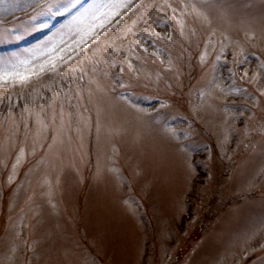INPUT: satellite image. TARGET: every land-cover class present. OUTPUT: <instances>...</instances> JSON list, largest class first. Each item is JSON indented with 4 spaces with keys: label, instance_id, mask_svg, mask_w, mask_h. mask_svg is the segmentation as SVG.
<instances>
[{
    "label": "rangeland",
    "instance_id": "374dc122",
    "mask_svg": "<svg viewBox=\"0 0 264 264\" xmlns=\"http://www.w3.org/2000/svg\"><path fill=\"white\" fill-rule=\"evenodd\" d=\"M30 2L0 0V29L13 30L10 38L0 36V61L14 55L26 56V49L35 47L66 19L55 17L49 28L26 33L23 25L31 23L32 9L13 12L16 9L5 6ZM131 2L144 7L126 11L117 25L121 31L112 29L109 32L119 48V51L110 50L116 65L107 68L103 63L95 66L84 63L83 74L77 72L70 81H45L49 87L41 90L40 97L35 101L28 97L35 112L43 106L46 122L51 119L53 107L57 112L62 107L65 114L71 113L68 127L73 146L79 144L76 128L82 126L81 118L91 117V134H84L83 163L80 153L66 145L62 170L49 167L47 161L38 164L31 155V134L26 146L22 132L9 139L11 121L20 119L25 97H20L18 102L13 97L11 114L8 100L5 98L0 103V260L10 254L11 238L17 231L23 233L21 241L26 239L29 244L32 240L40 241L37 251L43 253L41 264L44 261L86 264L89 256H94L99 264H216L222 255L226 257L225 264H249L259 255L250 250L258 246L260 238L246 241L264 211V176L258 174L264 160L258 148L254 152L252 147H245L247 140L237 148L243 138L242 132L233 134L225 146L226 153L222 154L216 136L206 131L205 125L213 132L220 130L218 125L228 118L225 102L234 114L245 106L246 98L242 93L226 95L219 88H212V95H207L211 79L209 69L220 51L221 32L240 42L237 46L224 40L228 45L224 53L229 51L230 59L220 61H227L228 69L233 68L237 73L233 78L236 81L234 87L255 91V86L247 82L248 78L241 80L240 77L244 69L252 77L259 71L257 57L264 60V42L259 37L264 0ZM184 5L189 7L185 9ZM192 5L211 18L215 36L210 35L209 26L196 15ZM173 8H176L175 14ZM133 20L135 26H132ZM127 26H132V32L125 35L122 30ZM144 29L148 31L144 32ZM193 29L195 35H192ZM252 31L256 33L255 39L251 35L245 36V32ZM150 33L160 35L150 36ZM169 34L173 38L171 42L164 39ZM16 35L21 38H14ZM135 41L143 43L148 52L138 48ZM240 47L248 58L252 57L251 61L233 66V50L237 60L243 58ZM205 49L208 55L202 64L200 56ZM153 52L158 55H151ZM169 59L171 67L167 63ZM125 61H130L135 71L129 69ZM121 67L123 73H120ZM228 69L224 73L217 72L224 88L232 83ZM117 75L122 77L123 83L133 87L121 88L116 82ZM145 84L148 86L144 87ZM168 84L172 85L171 89ZM200 90L206 93L202 101ZM172 92L176 93L175 97ZM120 93L147 109L159 122L149 117L141 119L136 109L119 98ZM3 95L4 90H0V96ZM157 96L172 104V108L160 110L162 115L154 111L160 107ZM209 103L216 107H207ZM247 103L251 105V101ZM197 104L203 108L201 123H193L189 128L184 117L191 120L192 108ZM98 109L103 174L96 178L94 123ZM254 111L259 117V109ZM250 115V112L245 113V116ZM59 122L58 115L57 124ZM30 127L34 134L35 116ZM165 127L175 129L179 142L188 148V153L178 150L177 140L164 131ZM234 127L242 130L244 123H235ZM259 140L260 134L253 132L252 143ZM21 146L26 147V156L21 159L16 176L9 184L8 177ZM208 148L211 149V160ZM186 159H190L195 168L191 176L186 173ZM46 180L51 181V189ZM250 183L254 187L249 188ZM10 204L13 205L11 211ZM176 224L180 226L176 228ZM74 241L82 243L84 248H76ZM15 255L18 260H23L32 253L21 244V250Z\"/></svg>",
    "mask_w": 264,
    "mask_h": 264
},
{
    "label": "snow or ice",
    "instance_id": "6c2138e0",
    "mask_svg": "<svg viewBox=\"0 0 264 264\" xmlns=\"http://www.w3.org/2000/svg\"><path fill=\"white\" fill-rule=\"evenodd\" d=\"M7 9L22 10V8H31L32 14L29 17L31 23L23 25L24 32H32L39 29L49 28L52 19L55 17H66L63 23L59 25L49 36L38 43L35 47L26 49V56L14 55L13 57L5 58L0 61V90H4V95L0 96V103H3L6 98L9 103L8 111L12 113V99L15 97L17 102L20 97H25V103L21 106L20 119L17 121L15 118L11 121L10 126V136H19L21 132L23 133V139L25 146L29 140L31 134V155L36 158L38 164H43L47 161L49 167L59 168L62 170L64 166V151L65 146L71 148L73 152L80 153V160L84 162V134L87 132L89 135L92 131V119L91 117L81 118L82 126L76 128L77 136L79 137V144L72 145V136L70 134V128L68 123L71 119V113L65 114L63 108L61 107L59 112L53 107L51 119L46 122L44 119V108L41 106L39 112L34 111V105H29L28 97H31L33 101L37 97L41 96V90L47 89L49 87L48 83L45 81L60 80L61 82L70 81L77 72L83 74L84 63H91L92 65H97L103 63L107 68H111L117 64L115 57L112 55V51H119L114 40L109 36V32L112 29L121 31L117 28L123 20L124 15L130 12L133 7H144L143 5H133L131 0H90V2H85V0H31L30 3L21 5L20 3H14L5 6ZM172 7V5H168ZM189 6L184 5L187 9ZM228 7L234 8V5H229ZM193 11L196 15L203 20L210 28V35H216V29L212 28V20L207 15L206 12H202L192 5ZM173 13L175 14L176 8H173ZM183 15V13H181ZM119 18V19H117ZM260 32L259 37L261 42H264V9L261 11L260 15ZM136 21H132V26H135ZM132 26L125 27L122 31L126 35L132 32ZM147 32L148 29H144ZM181 35L184 34V26L181 23ZM159 36L160 33H150V36ZM192 35H195V30H192ZM253 39L256 37L255 31L251 33L245 32V36H249ZM0 36L5 39L13 36V30L8 28L0 29ZM220 51L215 56V60L212 62L209 69L211 73V79L209 81L210 90L207 95H212V88H219L222 93L230 95L232 92L242 93L245 100V106L242 109L237 110V114H234L233 109L230 108L225 102L224 111L228 113V118L224 119L218 128V132H213L210 127L205 125V130L210 134L216 136V143L222 154L226 153L225 146L230 142L233 134H240L242 132V140L237 143V148H239L241 143L245 140L248 143L245 147H252L255 152L257 148L261 155L262 160H264V60H259V71L252 77L248 76L246 69L243 70V75L240 77L241 80L247 79V82L255 86V91H249L247 88L234 87L236 84L235 79H233L237 73L233 68H229V79L232 81L231 85L227 88L221 86L219 79L217 77V72L223 67L220 65V61L224 58L225 48L228 46L224 43V40H228L229 44L235 43L237 46L240 45L239 40L233 41L230 36L225 32H221ZM14 38L20 39L19 35ZM188 39V37H185ZM120 39V37H116ZM168 41H172V36L169 34L164 37ZM155 45V41H152ZM138 48L142 49L144 52H148V48L144 47V44L140 41H135ZM102 54V55H101ZM240 54L242 55L241 60L236 59L235 50H233V66L248 63V55L244 54L243 47H240ZM153 56H157V52L151 53ZM208 55L207 49L203 55L200 56V61L203 64L205 62V57ZM255 55V53H251ZM100 56L101 58H97ZM129 69H133V65L130 61H125ZM161 63H164L163 58H161ZM169 67L172 65L171 59L167 61ZM227 61H225V64ZM133 71H135L133 69ZM124 72V68H120V73ZM177 74L179 75V69H177ZM207 75V73H205ZM105 75L108 72L105 71ZM159 80V76L157 77ZM116 82L119 83L121 88H131L132 84H125L122 82V77L120 75L116 76ZM148 85L145 84L144 87ZM169 89L172 88L171 84H168ZM63 91V89H61ZM203 90L199 91V96L202 98L205 96ZM173 97L176 96L175 92L171 94ZM56 93L53 92V99H55ZM120 99L127 101L130 106L138 113L141 114L140 118L149 117L154 122H159L157 117H153L147 109L139 107V105L132 103L128 100V96L124 93H120ZM160 104L159 108L154 109L157 114H161V109H170L172 104L169 100L160 99L159 96L155 97ZM218 99V97H217ZM248 101H251V105H248ZM209 108H215L216 106L209 103L207 105ZM254 109H259L260 115L257 116ZM203 110L201 104H197L192 108V119L189 120L188 117H184L185 121L188 123L189 128H192L193 123L200 125L201 117L200 113ZM251 113L250 116H245V113ZM59 115L60 122L57 124V116ZM33 116H35L36 131L32 134V129L30 127V121ZM231 121V122H230ZM244 123V128L242 130L236 129L234 127L235 123ZM96 132V142H97V157H96V178H99L103 174L102 168V156L103 147L100 143V110H97L96 119L94 123ZM164 131L170 135L172 138L176 139L178 142V150L182 153H188V148L179 142V134L172 127H165ZM195 131V129H193ZM253 132H258L260 134V140L252 143L251 136ZM47 133V135H45ZM21 146L18 150V155L16 156V163L12 165V174L8 177L9 184L12 183L13 178L16 176V170L19 166L21 159L26 156V147ZM208 147L207 145L205 146ZM194 151V149H193ZM209 160H211V149L208 148ZM186 173L191 176L194 171V165L190 159L185 160ZM78 170V169H77ZM29 169V173H31ZM259 175L264 176V163L261 164L259 169ZM49 188L51 189V181H47ZM57 183L59 179L57 178ZM254 187L252 183L249 184V188ZM31 199V198H29ZM51 203V201H49ZM12 206L10 204L9 211H11ZM55 208V205H52ZM139 207V204H137ZM262 207H264V202H262ZM11 221V217H9ZM22 232H15L12 236V243L9 249L10 254L5 257L4 260H0V264H41L42 252L37 251V245L40 243L39 240H32L29 244L28 240H22ZM257 237L260 238V243L257 247L251 248V252L259 253L255 256L249 264H264V211H262L259 219L258 226L253 227L251 232L247 235V241L251 242ZM16 241H21V243H16ZM21 244L24 249L31 251V257H25L23 260H18L16 258V252L21 250ZM76 248H84V245L79 241H74ZM87 251V249H84ZM226 257L222 255L216 264H225ZM43 264H49V261H44ZM86 264H99L94 256H89Z\"/></svg>",
    "mask_w": 264,
    "mask_h": 264
},
{
    "label": "trees",
    "instance_id": "16d2710c",
    "mask_svg": "<svg viewBox=\"0 0 264 264\" xmlns=\"http://www.w3.org/2000/svg\"><path fill=\"white\" fill-rule=\"evenodd\" d=\"M17 10H15V11H13V12H16ZM224 58H227V59H230V57H229V51L225 54L224 53ZM251 58L252 57H249L248 58V62L249 61H251ZM224 61V60H223ZM247 64V63H246ZM220 65H222L223 67L218 71V72H222V73H224L225 72V70L226 69H228V67H229V65L228 64H226L225 65V61L222 63V62H220ZM227 75V74H226ZM199 167V170H200V165L198 166ZM194 185H195V183H194ZM183 218H184V216H183ZM180 225H178V224H176V228H178Z\"/></svg>",
    "mask_w": 264,
    "mask_h": 264
}]
</instances>
